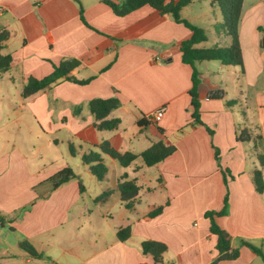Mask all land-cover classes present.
<instances>
[{
  "label": "crops",
  "instance_id": "0c3cea01",
  "mask_svg": "<svg viewBox=\"0 0 264 264\" xmlns=\"http://www.w3.org/2000/svg\"><path fill=\"white\" fill-rule=\"evenodd\" d=\"M195 3L206 6L203 16L214 14L208 23L221 26L211 0H192L180 17L186 19L182 13ZM195 25L207 38L196 47L228 45L223 33L225 39L209 45V25ZM0 27L9 32L1 53L12 57L9 70L0 73V215L9 219L30 205L36 197L32 188L63 167H70L84 186L80 193L77 181H69L1 226L0 238L12 227L7 231L19 233L41 258L28 257L16 237L0 244V264H153L141 253L144 240L166 245L165 263L210 264L217 256V238L204 213L220 210L225 194L227 214L215 220L239 255L217 264H262L240 240L264 254V190L256 192L252 180L258 169L264 181V0H242V68L217 60L194 64L201 124L190 116L192 69L181 62L179 51L191 32L171 15L142 6L119 17L101 0H0ZM64 60H76L69 75L88 82L80 85L63 77L21 96L30 77L49 76ZM214 90L223 91V98L208 99ZM110 97L120 105L107 118L120 123L114 130H96L89 101ZM229 100L235 103L227 105ZM159 108H164L163 116L154 124L148 117ZM141 118L144 125L138 126ZM23 125L35 130L40 146L31 142L23 151L16 146V130ZM158 140L175 150L152 166L138 156L122 167L102 155L107 170L101 181L81 161L83 153L97 151L105 141L119 153L139 155ZM122 176L140 187L131 208L119 199ZM106 190L109 195L95 202ZM159 206L161 213L147 216ZM125 227H130V237L121 242L116 232Z\"/></svg>",
  "mask_w": 264,
  "mask_h": 264
},
{
  "label": "trees",
  "instance_id": "16d2710c",
  "mask_svg": "<svg viewBox=\"0 0 264 264\" xmlns=\"http://www.w3.org/2000/svg\"><path fill=\"white\" fill-rule=\"evenodd\" d=\"M192 0H178V1H167V0H122L116 2L114 0H101L106 6H108L114 15L125 16L130 12L139 9L142 6H149L153 10L157 11L160 15H171L176 23L182 24L190 32L191 36L189 39L182 41L179 45L181 62L187 64L191 67V88L188 91L190 96V107H191V119L193 123L201 124L199 120V100L197 96V87L199 84V73L197 72L194 64L201 61H220L223 65H232L242 68V56L241 49L238 40V21L240 17V11L242 8V0H211V3L215 5L221 16V26L220 29L222 33L229 38V43L226 46L215 45L210 48H199L196 47L199 43L206 41L205 31L189 22L186 19L180 17V11L183 7L188 5ZM80 19L84 22L82 17V9H80ZM9 32L4 28L0 27V73H4L9 70L12 62V57L10 54H2L1 51L4 48L5 42L8 40ZM263 43V42H262ZM78 65L76 60H64L60 62L57 66L53 67V72L42 79L29 78L25 85L23 86L21 96L26 98L38 91L44 90L50 87L52 84L56 83L61 78H66L69 81L83 85L88 82V80H76L74 77L70 76L69 73ZM224 92L221 90L209 91L206 95L208 99H222ZM235 100H229L226 102L227 105H232ZM120 105L117 97L110 98H95L89 101L88 107L91 115L93 116V126L96 130H114L118 127L120 120L117 118L108 119V115L111 111L116 109ZM138 126L144 125V120L141 118L137 121ZM160 132L162 130L158 129ZM209 134L212 131L207 129ZM97 151H91L89 153H83L81 155V161L86 165L96 180L101 181L106 173V166L103 163L102 155H106L109 158L115 160L120 166L126 167L130 165L138 156L142 159L146 166L155 165L169 155H171L175 148L173 146H166L161 140L153 142L150 147L141 152L139 155L132 154L130 152L119 153L114 150L108 142H102L96 146ZM70 154L73 155L74 151L70 147ZM259 161L262 163V158L258 156ZM215 160L219 165L218 151L215 149ZM228 173L227 170H223V174ZM126 176H122L117 185V190L119 194V199L126 208H131L133 200L138 195L140 189L134 181L126 180ZM76 180L78 183L79 191L82 193L84 191V186L79 178V176L70 168L63 167L62 169L55 172L53 175L43 180L36 186L32 188L36 197L33 202L14 212V218H20L21 212L29 209L35 200L47 197L51 192L58 189L65 183L69 181ZM253 184L256 192L262 193L264 190V181L262 179L261 171L256 169L253 172ZM224 182H226L224 177ZM109 191H103L99 196H97L94 201H102L108 195ZM227 194L223 198V207L218 210H209L204 213V217L209 220V232L216 236L217 242L215 249L217 251V256L212 260L210 264H217L222 260H234L239 255L238 248H231L230 242L231 237L226 231H224L216 222L215 218L224 216L227 214ZM162 206L157 207L153 211L147 214L148 217H154L161 213ZM18 215V216H17ZM7 216L0 215V227L12 220L13 217L5 218ZM10 231H14L12 227H9ZM116 237L119 241L123 242L130 237V227H125L118 229L116 232ZM240 245L249 248L253 253L257 254L262 259V264H264V254L251 245L250 243L240 240ZM18 246L23 250L26 255L33 259H40L41 254L38 253L34 247L26 240L22 239L18 241ZM141 253L144 255H149L152 258L153 264H168L163 262L162 255L166 251V245L162 242L144 240L141 242ZM170 264V263H169Z\"/></svg>",
  "mask_w": 264,
  "mask_h": 264
},
{
  "label": "rangeland",
  "instance_id": "374dc122",
  "mask_svg": "<svg viewBox=\"0 0 264 264\" xmlns=\"http://www.w3.org/2000/svg\"><path fill=\"white\" fill-rule=\"evenodd\" d=\"M115 1H118V0H115ZM203 5V4H202ZM201 4L199 5L198 3H195L194 5H191L189 7H187V9L182 13L186 19L188 21H192L194 22L195 24H201V25H209L208 26V44L209 45H215V44H219V41L220 40H223L225 39L224 35L222 34V31L220 29V25L218 26L217 24L215 23H208V19H211L212 21H214V14L213 13H209V15H202L201 12L205 11V8L206 6H204L203 8L200 7L202 6ZM35 130H30L27 126H22L21 130L20 131H17L16 130V134H15V143H16V146L20 148V150H24V149H29L28 148V145L33 142V143H36L38 146H40V142L38 141V139L36 138L35 136ZM41 148V147H40ZM63 150V152L67 155V150L66 148L62 147L61 148ZM41 152L43 154H48V152L46 153L45 149L42 148L41 149ZM49 155H52V154H49ZM55 155V154H54ZM57 156H59L60 154H56ZM55 155V156H56ZM77 162H78V165L81 166V161L79 159H76ZM73 168H75V166L72 165ZM91 176V175H90ZM92 178V177H91ZM95 181V179H93ZM76 181V180H74ZM86 183V182H85ZM90 187V190L92 191L94 186L93 185H89ZM22 214L23 212H21L20 216L22 217ZM18 216V215H17ZM106 227L103 226V230L106 231L105 229ZM9 231V227L4 230L2 232V236L0 238V244L4 243H10V241H12V239H15L16 237L18 238V241L24 239V238H19V233L16 234L15 233H12V232H8ZM23 251V250H22ZM24 252V251H23ZM46 264H49V262L46 261Z\"/></svg>",
  "mask_w": 264,
  "mask_h": 264
},
{
  "label": "built area",
  "instance_id": "2783aa9c",
  "mask_svg": "<svg viewBox=\"0 0 264 264\" xmlns=\"http://www.w3.org/2000/svg\"><path fill=\"white\" fill-rule=\"evenodd\" d=\"M164 108H159L158 110L154 111L149 117L148 120L152 123H157L163 116Z\"/></svg>",
  "mask_w": 264,
  "mask_h": 264
}]
</instances>
